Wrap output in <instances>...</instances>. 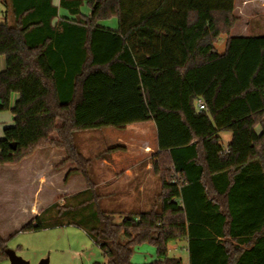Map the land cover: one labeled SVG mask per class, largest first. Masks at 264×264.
Wrapping results in <instances>:
<instances>
[{
  "label": "trees",
  "instance_id": "1",
  "mask_svg": "<svg viewBox=\"0 0 264 264\" xmlns=\"http://www.w3.org/2000/svg\"><path fill=\"white\" fill-rule=\"evenodd\" d=\"M1 1L0 110L14 124L0 139V165L55 147L66 153L60 167L75 163L88 185L21 231L88 221L104 264H135L143 243L157 252L146 264H185L169 255L185 238L187 264H264V34L231 36L235 0ZM112 17L117 29L99 24ZM143 122L157 129L159 203L103 210L75 135ZM222 131L232 133L227 149ZM7 249L0 235V260Z\"/></svg>",
  "mask_w": 264,
  "mask_h": 264
},
{
  "label": "crops",
  "instance_id": "2",
  "mask_svg": "<svg viewBox=\"0 0 264 264\" xmlns=\"http://www.w3.org/2000/svg\"><path fill=\"white\" fill-rule=\"evenodd\" d=\"M60 1L53 0L57 6L60 5ZM0 8V17L4 18L5 9L3 7ZM253 8L258 9V13L248 17L245 24H243L240 18L242 20L246 19L248 16L246 12ZM238 9H241L242 12L238 13ZM60 12L63 14L62 9ZM7 14L10 20L11 12L8 11ZM235 14L238 20L231 31V36L264 34V0H235ZM252 30H255V32H252ZM228 37L227 35L226 42ZM4 68L5 58L4 56H0V70ZM17 98L18 94H14L13 101ZM6 124L13 125L14 116L10 111L0 110V139L4 137ZM105 129L107 130L105 135L98 136L94 140L103 139L107 147H100L101 143H99L96 146L98 148L92 147V156H87L91 159L89 173L93 184L96 188L99 186L104 187L102 195L107 199L106 201L111 203L110 211L135 213L147 211L145 210V205L153 200L158 201L159 189L161 187L159 176L154 172L155 154L158 152V136L155 124L153 122H143L127 125L124 129H118L119 131L112 127L100 130ZM112 129L114 136L108 137L107 133ZM257 130L260 132L261 127L259 126ZM130 131L133 133H129ZM220 136L225 149H227L232 139V133L222 131L220 132ZM94 137L97 136L94 135ZM66 158L64 150L55 147L39 148L35 150L33 155L23 158L18 164L0 165V187L5 186V190L4 188H0V206L2 203H10L13 204L14 209L21 212L25 217L21 228L31 218L40 215L50 206L46 207V204L42 203L47 200L46 196L42 193V189L47 187L49 180H52L49 179L51 177L47 171H53V165H60ZM75 169L76 164L68 162L56 171H53L54 174L51 173V176L55 175L58 180H61L60 184L56 183L57 187H59L58 192L69 195L87 188L86 186L88 185L85 177L80 173L74 172ZM51 185H53L52 181ZM81 185H84L85 188H78ZM7 187H10L11 190L6 191ZM32 188L33 191L31 192L30 189ZM10 193H12V196L17 194L15 196L17 198H11ZM217 199L221 201L224 198L219 197ZM135 201L137 205L131 204ZM112 202L118 203L119 206H115L114 208ZM253 202L258 204L260 201L254 199ZM254 213H256L255 210ZM0 235L3 239L9 240L7 236L1 233V230ZM171 246L186 250L189 262L188 238L174 242ZM184 263L187 264L186 262ZM0 264L8 263L6 259H2L0 260Z\"/></svg>",
  "mask_w": 264,
  "mask_h": 264
},
{
  "label": "rangeland",
  "instance_id": "3",
  "mask_svg": "<svg viewBox=\"0 0 264 264\" xmlns=\"http://www.w3.org/2000/svg\"><path fill=\"white\" fill-rule=\"evenodd\" d=\"M0 7H4L2 1L0 0ZM88 8L85 6L83 7V12L88 13ZM63 15H67V11L62 9ZM238 13H241L242 10L238 9ZM258 13V9H250L246 12L247 18L243 19L240 18L243 24H245L248 17ZM257 19V18H255ZM4 19L0 17V21ZM257 21V20H255ZM12 23V22H11ZM101 26L110 28V29H117L118 28V19L116 17H112L110 19L102 20L99 22ZM242 27V26H240ZM255 32V30H252ZM258 34V33H256ZM227 35H222L217 44V50L223 52L225 49V42H226ZM12 126L11 124H6V127ZM105 130L95 129V130H86L77 132L75 135V142L81 152L85 156H92L91 149L93 146H98L101 143L100 147H107L105 141L103 139L94 140V138H98V136L105 135ZM116 131V130H115ZM117 131H119L117 129ZM133 133V132H129ZM227 133V132H225ZM97 136V137H94ZM108 137H113L114 132L113 129L107 133ZM106 140V138H105ZM98 148V147H96ZM33 155V154H32ZM94 165V164H93ZM92 165V167H93ZM64 166V165H63ZM60 168V165L54 164L52 169L56 171ZM52 170L47 171L49 176L52 180H49V184L47 187L42 189L43 195L46 196L47 200L42 202L46 207L52 205L53 203H63L65 197L70 196L64 195L62 192H58V188L56 183L60 184L61 180H58L55 175L51 176V173L54 174ZM51 181L53 185H51ZM60 182V183H59ZM55 184V185H54ZM50 185V186H49ZM5 187V186H4ZM4 187H0L3 189ZM87 187V186H86ZM34 188V187H33ZM33 188L30 191H33ZM78 188L83 189L85 186L81 185ZM104 187H97L96 192L99 194H103L102 189ZM5 190V188H4ZM3 190V191H4ZM11 190L10 187L6 188V191ZM161 193V187L159 189ZM11 192V191H10ZM17 196V194L15 195ZM12 196L10 193V197H17ZM107 199L102 196L99 201V207L103 210H110L111 203L106 201ZM136 202V201H135ZM131 204H136L135 203ZM159 203L158 201L153 200L152 202L145 205V210H151L155 204ZM96 202L93 201L92 204L87 207L86 211L94 212ZM115 206H119L118 203L112 202ZM13 204L10 203H2L0 206V230L1 233L9 238L8 240V248L14 250L18 256L22 257L23 259L29 261L30 264H38L41 260L48 258L49 264H104L105 257L102 253L100 247L92 240L89 236L90 226L88 221L81 220V227L77 225H63V226H56V227H49L40 230H31V231H21V226L25 221V217L19 212L18 210L13 208ZM31 218L30 220H32ZM29 220V221H30ZM121 220L120 214L115 215V221L119 222ZM28 221V222H29ZM182 243V242H181ZM172 245V244H171ZM169 246V255L175 257H181L183 262H188V253L184 249H180L178 247ZM157 259V252L156 248L148 243H143L138 245L135 248L134 254L132 256V261L135 264H146L150 263ZM8 264H10L9 259L6 260Z\"/></svg>",
  "mask_w": 264,
  "mask_h": 264
},
{
  "label": "water",
  "instance_id": "4",
  "mask_svg": "<svg viewBox=\"0 0 264 264\" xmlns=\"http://www.w3.org/2000/svg\"><path fill=\"white\" fill-rule=\"evenodd\" d=\"M10 264H30L29 261L18 256L17 253L12 249H7ZM38 264H49V259H43Z\"/></svg>",
  "mask_w": 264,
  "mask_h": 264
},
{
  "label": "built area",
  "instance_id": "5",
  "mask_svg": "<svg viewBox=\"0 0 264 264\" xmlns=\"http://www.w3.org/2000/svg\"><path fill=\"white\" fill-rule=\"evenodd\" d=\"M0 13H1V8H0ZM197 105H198L199 109H206V105L203 102V100H201V99L197 102Z\"/></svg>",
  "mask_w": 264,
  "mask_h": 264
}]
</instances>
